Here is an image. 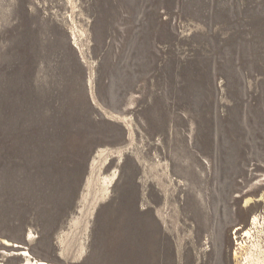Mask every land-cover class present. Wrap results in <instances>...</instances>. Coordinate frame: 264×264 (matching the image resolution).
<instances>
[{"label": "rangeland", "instance_id": "rangeland-1", "mask_svg": "<svg viewBox=\"0 0 264 264\" xmlns=\"http://www.w3.org/2000/svg\"><path fill=\"white\" fill-rule=\"evenodd\" d=\"M147 190L150 264L264 261V0H0V264H147Z\"/></svg>", "mask_w": 264, "mask_h": 264}, {"label": "flooded vegetation", "instance_id": "flooded-vegetation-1", "mask_svg": "<svg viewBox=\"0 0 264 264\" xmlns=\"http://www.w3.org/2000/svg\"><path fill=\"white\" fill-rule=\"evenodd\" d=\"M144 194L142 198L144 203L137 201L134 195L130 197L129 205H126L128 207L126 214L120 222L115 223L116 226L111 227V240L115 245L122 247L124 258L140 261L141 257L145 259L147 255L146 261L150 264L157 259L160 226L154 219V207L150 205V190L149 193L147 190Z\"/></svg>", "mask_w": 264, "mask_h": 264}, {"label": "bare ground", "instance_id": "bare-ground-1", "mask_svg": "<svg viewBox=\"0 0 264 264\" xmlns=\"http://www.w3.org/2000/svg\"><path fill=\"white\" fill-rule=\"evenodd\" d=\"M101 151L100 153H102ZM99 154V153H98ZM258 202H264V195H262L260 198L256 197H248L244 201V207H251L255 203ZM253 227H256L259 225L258 218L254 217L251 222ZM251 234L249 231L244 233V237H250ZM0 245L4 246L6 248H10L12 244L7 240H1ZM260 246L259 243L252 244L250 247L247 246L246 242L239 241L238 239H235V248L233 249L231 253V260L234 264H264V261L260 258ZM26 264H45L43 262H37V261H26Z\"/></svg>", "mask_w": 264, "mask_h": 264}]
</instances>
